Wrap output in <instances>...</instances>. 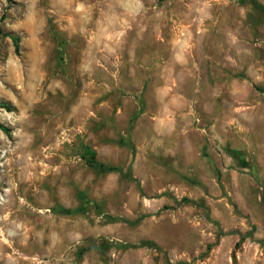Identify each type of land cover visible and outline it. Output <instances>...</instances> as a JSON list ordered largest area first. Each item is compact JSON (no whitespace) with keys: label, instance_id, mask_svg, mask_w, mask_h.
<instances>
[{"label":"rangeland","instance_id":"obj_1","mask_svg":"<svg viewBox=\"0 0 264 264\" xmlns=\"http://www.w3.org/2000/svg\"><path fill=\"white\" fill-rule=\"evenodd\" d=\"M155 38L192 47L175 132L131 71ZM139 240L159 249L121 246ZM0 264H264V12L0 0Z\"/></svg>","mask_w":264,"mask_h":264},{"label":"crops","instance_id":"obj_2","mask_svg":"<svg viewBox=\"0 0 264 264\" xmlns=\"http://www.w3.org/2000/svg\"><path fill=\"white\" fill-rule=\"evenodd\" d=\"M162 47L165 51L162 52ZM134 66L131 71L134 76L142 79L140 89L145 87L148 94L147 103L150 99L157 104L154 109L148 108L141 113L150 117L153 128L159 131H169L182 128L187 124V119L183 118L182 105L187 104L186 113H191L192 109L188 103L192 102V97H187L183 92V86L187 80L188 71L191 72L192 47L186 40L153 39L148 44L142 45L140 53L136 51L134 55ZM190 79V78H188ZM194 80L191 90L195 91L198 86ZM150 95V96H149ZM195 96V95H194ZM181 133V130L178 131Z\"/></svg>","mask_w":264,"mask_h":264},{"label":"trees","instance_id":"obj_3","mask_svg":"<svg viewBox=\"0 0 264 264\" xmlns=\"http://www.w3.org/2000/svg\"><path fill=\"white\" fill-rule=\"evenodd\" d=\"M7 1H9V0H7ZM238 1L239 2H247L248 4L253 6L255 9H257L258 11L264 12V6L261 5L257 0H238ZM12 42H13V49L16 52L17 51V38L12 37ZM57 53L58 54L60 53V48H58V47H57ZM231 151L233 154H238L237 150H231ZM84 155H85V163L88 164L89 166L93 167V168L100 170L101 172L115 171L121 176L132 178L129 168H126L125 170H123L122 168H120L118 166L104 164V163H101L98 160H96L95 156H94V151L92 149H90L88 146H85ZM182 199L185 200L186 198H182ZM109 218L113 219V220L119 219L123 222L133 224V223H136L137 221H139L141 216L135 218L134 220H129L127 218L117 217V216H109ZM121 246L122 247H133V248L144 247V248L159 249V246L152 240H139L137 242H124L121 244Z\"/></svg>","mask_w":264,"mask_h":264}]
</instances>
